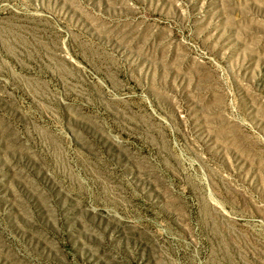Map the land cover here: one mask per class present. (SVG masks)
I'll list each match as a JSON object with an SVG mask.
<instances>
[{
    "label": "rangeland",
    "instance_id": "374dc122",
    "mask_svg": "<svg viewBox=\"0 0 264 264\" xmlns=\"http://www.w3.org/2000/svg\"><path fill=\"white\" fill-rule=\"evenodd\" d=\"M0 264H264V0H0Z\"/></svg>",
    "mask_w": 264,
    "mask_h": 264
}]
</instances>
